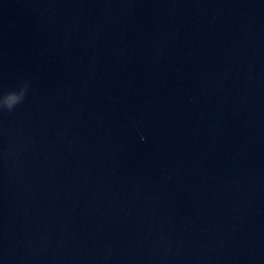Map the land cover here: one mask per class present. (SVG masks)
Wrapping results in <instances>:
<instances>
[{"label": "water", "instance_id": "95a60500", "mask_svg": "<svg viewBox=\"0 0 264 264\" xmlns=\"http://www.w3.org/2000/svg\"><path fill=\"white\" fill-rule=\"evenodd\" d=\"M0 264H264V0H0Z\"/></svg>", "mask_w": 264, "mask_h": 264}, {"label": "clouds", "instance_id": "9594fccd", "mask_svg": "<svg viewBox=\"0 0 264 264\" xmlns=\"http://www.w3.org/2000/svg\"><path fill=\"white\" fill-rule=\"evenodd\" d=\"M26 91L27 85H24V87L21 88L19 94H17L15 91L8 92L6 94V100L8 101L7 109L11 110L15 105L21 103L25 97Z\"/></svg>", "mask_w": 264, "mask_h": 264}]
</instances>
